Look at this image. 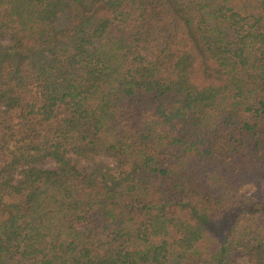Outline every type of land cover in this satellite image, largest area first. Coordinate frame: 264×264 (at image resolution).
Returning a JSON list of instances; mask_svg holds the SVG:
<instances>
[{"label": "trees", "instance_id": "1", "mask_svg": "<svg viewBox=\"0 0 264 264\" xmlns=\"http://www.w3.org/2000/svg\"><path fill=\"white\" fill-rule=\"evenodd\" d=\"M2 36L0 264H264V0H0Z\"/></svg>", "mask_w": 264, "mask_h": 264}, {"label": "rangeland", "instance_id": "2", "mask_svg": "<svg viewBox=\"0 0 264 264\" xmlns=\"http://www.w3.org/2000/svg\"><path fill=\"white\" fill-rule=\"evenodd\" d=\"M0 41H1L3 44H8V43H9V40H8V37H7V36H2V37L0 38ZM92 159H93V160L107 161V158H105V157H103V156H97V155L92 156ZM92 159L89 161V163H90L91 161H93ZM84 163H85L84 159H82V158L79 159V165H80V164H84ZM42 165L45 166V167H53V166H54V162H53V160H51V159H46V160H44V161L42 162Z\"/></svg>", "mask_w": 264, "mask_h": 264}]
</instances>
